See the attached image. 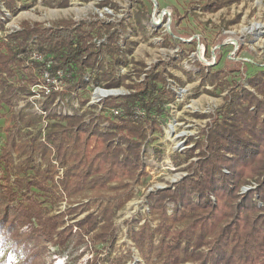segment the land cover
<instances>
[{
    "label": "trees",
    "instance_id": "trees-1",
    "mask_svg": "<svg viewBox=\"0 0 264 264\" xmlns=\"http://www.w3.org/2000/svg\"><path fill=\"white\" fill-rule=\"evenodd\" d=\"M21 1L0 0V4L17 13ZM232 2L211 0L203 10L216 13ZM0 15L5 17L1 6ZM112 28L99 21L92 25L63 21L56 28L25 25L22 32L8 35L7 40L0 38V109L13 111L18 98L15 82L37 81L34 72H26L19 59L31 36L38 37L41 52L58 61L57 68L75 70L79 81L90 71L95 83L110 88L124 84L128 76H116L125 62L119 56L120 37L111 32ZM104 31L110 33L109 43L97 46L94 40ZM106 52L112 58L110 67L99 60ZM165 70V64H157L144 81L135 85L134 93L105 100L106 107L112 108L104 115L92 111L87 120V113L50 114L44 140L41 131L37 135L23 134L19 127H33L35 116H12L15 126L6 133L0 154V254L7 251L0 264H6L9 255L18 256V264H43L49 246L67 248L72 244L79 248L88 240L95 247L114 244L117 214L131 198L132 186L148 175L143 147L151 134L162 133L169 112L167 103L175 100L174 92L167 87ZM223 75L217 70L204 77L221 80L223 85ZM248 81L264 93V69ZM239 85L232 87L225 110L197 143L201 152L191 163L189 174L174 189L149 195L158 224L153 227L146 222L137 230L130 227V239L145 264H264V104ZM57 96L54 93L49 97L47 108ZM80 101L82 105L87 102ZM114 108L121 109L122 114H113L110 110ZM102 123L109 126L103 128ZM190 151L188 159L194 154ZM53 153L64 168L60 188L55 183ZM37 157L45 167L36 163ZM251 180H258V188L240 198L241 188ZM58 188L70 199L92 193L99 200L97 214L89 211L84 219L65 227V218L82 206L89 210L90 201L53 215L48 204L60 201ZM167 203L174 204L172 214ZM126 258L122 255L119 260Z\"/></svg>",
    "mask_w": 264,
    "mask_h": 264
},
{
    "label": "rangeland",
    "instance_id": "rangeland-1",
    "mask_svg": "<svg viewBox=\"0 0 264 264\" xmlns=\"http://www.w3.org/2000/svg\"><path fill=\"white\" fill-rule=\"evenodd\" d=\"M210 1L22 0L17 4V9L20 10L17 13L10 12L3 3L0 4L5 13V17L0 15V38L6 34L10 36L22 32L25 25L34 29H45L56 28L63 21L74 22L76 25L82 22L92 25L99 21L113 26L111 32L120 37L119 56L125 62L118 67L116 76L128 78L124 84L114 88L94 81V87L90 84L85 86L84 91L77 96H72V88L67 87L64 97L69 100V107L77 98L78 102L87 101L84 105H79L87 107L84 113L88 116L92 111L98 116L104 115V111L108 113L112 107L107 108L105 103L104 109L99 108L100 104L88 106L95 93L94 89L100 87L104 91H117L120 95L114 96L119 97L130 95L135 92V85L144 81L154 66L161 63L165 64L167 87L175 95V100L167 103L169 112L163 120L162 133L151 134L148 143L143 147V161L148 175L139 184L132 186L131 198L117 214L115 224L118 231L114 244L95 247L88 240L87 245L83 244L79 248L72 244L67 248L49 246L44 252L43 264H145L130 239L129 229L133 226L137 230L146 222L153 227L158 224L152 215L149 195L166 188L174 189L189 174L191 163L199 159L201 152V148H196V145L215 118L225 110L228 102L226 97L233 86L239 83V88L249 90L264 104V93H259L248 81L252 74L264 69V0H232L231 4L216 13L203 10L205 3ZM109 35L108 31H104L98 38L103 39L102 42L107 45ZM33 37L29 38L24 51L20 53L27 50ZM19 57L23 69L33 75V71L25 67L24 58H21L25 55ZM111 59L106 52L104 61L99 60L109 66ZM217 70L224 73L221 78L224 86L221 85V80L204 77L205 73ZM28 76L26 74L25 79ZM15 83L18 98L14 100L13 111L10 112L7 107L0 109V154L7 141L6 133L9 134L14 129V114L35 116L33 127H19L23 134L37 135L41 131V139H45L43 129L46 123L31 112L28 102L31 84L28 80H18ZM111 98L117 97L105 100ZM108 126L104 125V128ZM191 149L194 154L188 159ZM14 158L18 163L16 155ZM36 163L45 167L41 157H37ZM51 163L56 168L55 183L60 188L59 179L63 178L64 168L59 165L55 153L52 154ZM223 172L229 173L225 167ZM14 179L13 176L12 181ZM249 184L250 186L241 188L240 198L259 186L258 180H251ZM58 189L56 192L60 194V201L57 204H48L53 215L66 213L69 208L90 201L89 210L82 206L77 213L65 218V227L75 225L90 212L97 214L99 200L92 193L85 198L79 196L70 199ZM173 205L167 203L169 214L173 213ZM24 230L28 231V228ZM76 231L74 229V233ZM6 254L7 251L0 254V261ZM122 255L127 256L124 261L119 260ZM19 262L18 256L9 255L6 264Z\"/></svg>",
    "mask_w": 264,
    "mask_h": 264
},
{
    "label": "built area",
    "instance_id": "built-area-1",
    "mask_svg": "<svg viewBox=\"0 0 264 264\" xmlns=\"http://www.w3.org/2000/svg\"><path fill=\"white\" fill-rule=\"evenodd\" d=\"M0 31H2L0 29ZM12 32V31H11ZM6 34V33H5ZM3 39L7 40V34L3 37ZM95 39L94 42H97V46H101L104 43L102 40ZM38 37L34 36L27 47V50L21 54L20 56L24 58V64L26 68H29L33 70L35 77L37 78V81L34 84L29 85V94L30 98L29 101L31 105V112H34L37 114L40 118L43 119V122L46 123L45 128L48 123V117L50 114H56L58 116H73L77 114H83L86 111L85 106L81 107L79 104L81 101L78 102L77 98L75 101L71 102V107L69 100L65 97V91L67 87L72 88V91H70V94L72 96L79 95L80 92H83L86 88L85 86L93 85V75L90 71L84 73V76L82 77L81 81L78 82L79 78L76 76V71H68L64 68H57L58 61L54 59L49 54H45L41 52L38 49ZM102 42V43H101ZM100 60L104 61V56L99 57ZM97 73H99V69L95 70ZM78 78V80H77ZM94 87V85H93ZM94 95L93 98H91L92 101H90L89 105L94 104H100L99 108L104 109V100L110 97H119L114 95H120V92L117 91H104V89H101L100 87L94 89ZM54 93H57L58 96L55 100V102L51 105L50 108L46 107L47 100L51 95ZM127 94H130L128 92ZM98 106V105H97ZM77 110V111H75ZM115 115L122 114L121 109H111L110 110ZM89 116L86 115V119ZM88 120V119H87ZM105 126H108V124L102 123L101 126L104 128ZM45 128L43 131H45ZM250 186V185H249ZM248 187V186H247ZM256 187V186H254Z\"/></svg>",
    "mask_w": 264,
    "mask_h": 264
},
{
    "label": "water",
    "instance_id": "water-1",
    "mask_svg": "<svg viewBox=\"0 0 264 264\" xmlns=\"http://www.w3.org/2000/svg\"><path fill=\"white\" fill-rule=\"evenodd\" d=\"M153 2H155L156 0H152Z\"/></svg>",
    "mask_w": 264,
    "mask_h": 264
}]
</instances>
